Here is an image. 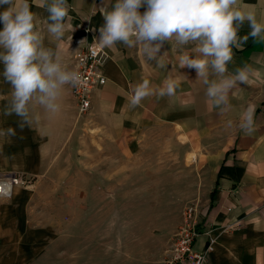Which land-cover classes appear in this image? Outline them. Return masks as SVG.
<instances>
[{
  "label": "crops",
  "instance_id": "1",
  "mask_svg": "<svg viewBox=\"0 0 264 264\" xmlns=\"http://www.w3.org/2000/svg\"><path fill=\"white\" fill-rule=\"evenodd\" d=\"M29 3L31 10L38 14L43 29L47 11L38 6L39 0H29ZM68 3L72 6L66 20L69 27L61 49L68 38L83 35L84 26L90 28L91 38L95 40L104 23L99 11L101 0H68ZM114 3L115 0H110L108 10ZM244 3L264 9V0H244ZM3 10L4 7H0V12ZM145 10L146 7L139 9L141 14ZM2 29L3 24H0ZM250 31L245 22L238 35L242 37ZM45 44L57 48V42L48 37L46 31ZM194 46L186 45L185 51L195 55L190 51ZM103 49L109 56L103 67L107 83L94 95L88 115L90 121L76 122L75 113L70 114L76 112V105L69 86H66L61 98L62 110L57 117L49 119L41 112L40 121H35L31 127L35 129V140L39 139L36 144L40 146L41 164L44 166L49 160L58 162L65 158L73 163V170L77 158L83 174L87 175L85 168L91 166L92 144L100 145V160H133L139 158L136 153H141L138 147L153 143L156 135H160L157 130L168 129V135L164 134L170 138V144L190 146L189 151L183 152V159L204 162L201 166L205 169L195 178L193 193L201 194L204 202L200 231L210 230L211 235L202 234L196 249L205 250L213 235L217 244L207 264H264V40L249 37L243 49L233 48L234 63L228 65L229 71L251 64L259 70V76L253 83L241 84L232 92V111L223 117L218 116V110L207 101L205 86L197 80L196 71L179 67L178 57L182 52L172 51L170 43H166L161 52H169L163 68L156 61L147 60L139 46L128 48L118 44ZM69 66L72 67L71 61ZM2 73L0 62V92H10L11 85ZM169 76L179 82L177 95L171 98L152 96L134 109L128 106L134 85L147 79L153 86H162ZM249 105L255 110L252 133H246L238 126L241 111ZM229 120L233 121L231 128L226 126ZM80 135L92 136L95 142L80 141ZM81 142L82 147H86L77 149L82 154L78 160L76 147ZM102 146H108L113 157L103 152ZM115 166L118 167L115 176L122 175V165ZM91 187L88 185L89 191ZM186 187L185 183L176 190L181 192L185 188L186 192ZM98 189L101 190V186Z\"/></svg>",
  "mask_w": 264,
  "mask_h": 264
},
{
  "label": "rangeland",
  "instance_id": "2",
  "mask_svg": "<svg viewBox=\"0 0 264 264\" xmlns=\"http://www.w3.org/2000/svg\"><path fill=\"white\" fill-rule=\"evenodd\" d=\"M76 36L61 49L67 66ZM8 94L0 92V129L14 128L16 135H0V182L13 183L11 195L0 197V264H165L185 209L196 206L200 219L204 205L201 194L193 193L204 162L182 158L190 146L170 144L169 130L160 128L153 143L138 147V159L100 160L101 147L92 144L87 175L77 158L73 170L65 158L43 166L34 122L21 130L19 117L3 115ZM76 112L70 113L76 122L89 120ZM79 144L78 160L77 149L86 147ZM116 164L122 175L115 176ZM19 177L28 182L14 184ZM185 183L186 192L176 190Z\"/></svg>",
  "mask_w": 264,
  "mask_h": 264
},
{
  "label": "clouds",
  "instance_id": "3",
  "mask_svg": "<svg viewBox=\"0 0 264 264\" xmlns=\"http://www.w3.org/2000/svg\"><path fill=\"white\" fill-rule=\"evenodd\" d=\"M101 0L99 8L104 23L95 39L100 48H114L118 44L132 48L139 46L145 58L165 67L168 51H180L178 64L194 69L197 80L205 86L210 106L223 117L232 111L230 96L239 85H249L259 76L251 64L229 71L234 63L235 49H243L249 37L264 40V9L244 3V0ZM39 7L48 13L42 29L29 0H0V62L4 80L11 85L7 103L2 112L20 118L19 127L31 126L40 119L39 109L52 117L62 110L61 98L66 86L82 84L81 73L66 65L61 44L69 27L66 20L72 7L68 0H39ZM146 7L143 14L139 11ZM245 22L251 31L244 36L238 32ZM48 37L57 42L53 49L45 44ZM81 40L80 43H83ZM195 55L185 51L186 45ZM179 82L169 76L162 86H153L149 80L134 85L128 106L136 108L146 98L177 95ZM254 107L244 108L239 116V128L246 133L254 129ZM228 128L233 121H227ZM0 135L15 136L14 128L0 129Z\"/></svg>",
  "mask_w": 264,
  "mask_h": 264
},
{
  "label": "built area",
  "instance_id": "4",
  "mask_svg": "<svg viewBox=\"0 0 264 264\" xmlns=\"http://www.w3.org/2000/svg\"><path fill=\"white\" fill-rule=\"evenodd\" d=\"M84 34L77 35L70 46V58L72 68H76L82 76V84L76 88H70L75 101L77 114L81 118L88 116L92 110V101L95 93L107 83L103 67L109 56L91 38L90 28H82ZM84 40L83 43H80ZM28 180L23 177L15 178L14 184L25 185ZM13 183L0 182V197L11 195ZM184 223L175 235V240L167 251L165 264H207L208 257L214 252L217 238L211 236L205 250L198 251L196 242L202 234L211 235V231H200L198 208L190 206L184 211Z\"/></svg>",
  "mask_w": 264,
  "mask_h": 264
},
{
  "label": "bare ground",
  "instance_id": "5",
  "mask_svg": "<svg viewBox=\"0 0 264 264\" xmlns=\"http://www.w3.org/2000/svg\"><path fill=\"white\" fill-rule=\"evenodd\" d=\"M191 160V159H190Z\"/></svg>",
  "mask_w": 264,
  "mask_h": 264
}]
</instances>
